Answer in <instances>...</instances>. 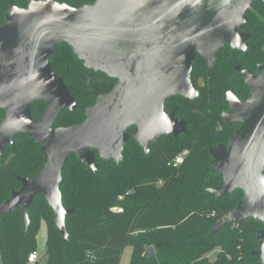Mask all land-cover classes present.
Returning <instances> with one entry per match:
<instances>
[{
    "label": "water",
    "instance_id": "1",
    "mask_svg": "<svg viewBox=\"0 0 264 264\" xmlns=\"http://www.w3.org/2000/svg\"><path fill=\"white\" fill-rule=\"evenodd\" d=\"M254 0H96L74 7L57 0H29L27 8L11 1L0 25V157L19 133L41 144L44 165L34 177L18 175V190L0 203V215L18 208L24 231L30 224L29 208L42 194L65 239L66 219L74 212L63 203L60 184L69 156L76 153L92 172L99 169L97 154L119 162L132 136L143 148L159 136L179 137L188 122L167 112L171 96L194 99L199 89L192 80L198 54L213 66L219 50L247 48L251 34L240 31ZM264 2V0H262ZM67 43L88 69L116 79L109 92L100 94L86 109V118L70 126H55L62 110L77 109L76 97L64 77L55 73L50 57L54 47ZM250 96L241 100L232 90L226 101L232 111L222 116L239 124L228 143L209 149L213 169L223 183L208 192L225 197L240 189L243 198L213 225L218 233L231 222L255 218L264 222V63L257 72L237 66ZM46 108L34 119L32 104ZM259 248L253 256L264 264V228L257 233ZM156 253L149 247L146 257Z\"/></svg>",
    "mask_w": 264,
    "mask_h": 264
},
{
    "label": "trees",
    "instance_id": "2",
    "mask_svg": "<svg viewBox=\"0 0 264 264\" xmlns=\"http://www.w3.org/2000/svg\"><path fill=\"white\" fill-rule=\"evenodd\" d=\"M12 0H0V25ZM27 8L29 0H13ZM74 7L96 0H57ZM244 30L251 33L246 52L222 49L215 64L207 68L202 57L193 63L192 78L205 80L197 85L194 98L171 96L166 100L168 112L175 110L188 122V132L179 137L159 136L144 153L131 137L119 162L97 154L99 169L92 172L76 153L69 156L60 184L63 203L74 212L66 219L69 237L65 239L54 221L52 208L42 194L35 196L29 208L30 224L24 231L20 208L0 215V260L2 264H28L29 254L37 251L36 243L42 221L48 228L45 254L47 264H121L124 250L132 247L129 264H254L259 260L253 251L259 248L257 233L264 222L247 218L231 222L211 235L215 222L233 209L243 198L238 189L225 197L207 191L223 183L213 169L210 147L228 143L239 125H228L222 113L228 108L225 89L232 85L245 100L250 90L235 65L255 67L264 62V2L254 0L247 10ZM55 73L64 77L77 100L75 111L64 109L55 126H70L86 118V109L97 97L109 92L116 79L85 67L67 43L54 47L50 57ZM255 69V68H254ZM46 108L44 101L32 104L34 119ZM5 111L0 109V120ZM41 144L24 133L15 136L0 157V203L21 187L17 176L34 177L44 165ZM189 149L183 163H171L182 150ZM161 182V183H160ZM121 209L120 211L116 209ZM156 253L144 254L149 247ZM217 251L215 259L210 254Z\"/></svg>",
    "mask_w": 264,
    "mask_h": 264
},
{
    "label": "rangeland",
    "instance_id": "3",
    "mask_svg": "<svg viewBox=\"0 0 264 264\" xmlns=\"http://www.w3.org/2000/svg\"><path fill=\"white\" fill-rule=\"evenodd\" d=\"M256 47H263L264 48V43L256 45ZM195 81H196L197 85H199V86L203 85V82L199 78H197ZM227 89H233L232 85H229L225 89V91ZM174 167H176V166H174ZM116 210L120 211L121 209H116ZM47 235H48L47 224L45 221H42L41 227L39 230V234H38V238H37V243H36V247H37V251H38V255H39V258L37 261L38 264H47L46 257H45V254L47 251V245H46ZM131 254H132V247L127 246L124 250L121 264H129L130 259H131ZM216 255H217V251H213L210 254V258L213 260V259H215Z\"/></svg>",
    "mask_w": 264,
    "mask_h": 264
},
{
    "label": "flooded vegetation",
    "instance_id": "4",
    "mask_svg": "<svg viewBox=\"0 0 264 264\" xmlns=\"http://www.w3.org/2000/svg\"><path fill=\"white\" fill-rule=\"evenodd\" d=\"M251 6H252V3H251V5H250V7H251ZM250 7H249V8H250ZM249 8H248V9H249ZM246 12H247V11H246ZM247 18H248V17H247ZM247 22H248V21H247ZM245 24H246V23H245ZM245 24L241 25L240 28H239V30L251 34V33L248 32L247 30H244L243 27H244ZM250 38H251V37H250ZM250 38H249V39H250ZM249 39L246 41V42H247V48H246L245 50H241V49H235V50H232V49H230V47H229L228 45H225L224 47H222V48L219 50L216 59L218 58L220 51H221L222 49H225V48H229V50L232 51V52H234V51L246 52V51L248 50V47H249V43H248ZM198 57H202V58L204 59L207 68H211V67H213V66H211V67H208V66H207L206 59H205L203 56H201L200 54H198L197 57H196V59H197ZM196 59H195V60H196ZM216 59H215V61H216ZM261 63H264V62H261ZM261 63H257V64L255 65V67L252 66V67H250V68H245V67H243V66L240 65V64H236V65H235V69H236V71H238V70H237V66L240 65V66H242L243 68H245V69H249V70H252L254 73H256V72H257V66H258L259 64H261ZM214 64H215V62H214ZM214 64H213V65H214ZM254 68H255V69H254ZM238 72L240 73V71H238ZM192 73H193V72H192ZM240 74H241V73H240ZM241 75H242V74H241ZM242 78H243V76H242ZM199 79L203 82V85H204V84H205V80H204L203 78H201V77H200ZM192 80H193V78H192ZM243 81H244V79H243ZM244 83H245V82H244ZM195 84H196V83H195ZM245 84H246V83H245ZM196 85H197V84H196ZM197 87H198V86H197ZM229 90H232V91L235 93V91H234L233 89H227V90L225 91V100H226V98H227V91H229ZM235 94H236V93H235ZM236 95H237V94H236ZM237 96H238V95H237ZM249 96H250V94H249ZM249 96H248V97H249ZM238 97H239V96H238ZM248 97H247V98H248ZM239 98H240V97H239ZM247 98H246V99H247ZM240 99H241V98H240ZM246 99H245V100H246ZM241 100H243V99H241ZM226 102H227V101H226ZM227 104H228V103H227ZM165 109H166V108H165ZM166 111H167V110H166ZM172 111H175V110H172ZM172 111H170V112H172ZM225 111H232V109H231V107H230L229 104H228V108H227ZM225 111H224V112H225ZM167 112H168V111H167ZM175 112H176V111H175ZM224 112H223V113H224ZM223 113H222V114H223ZM176 115H177V112H176ZM177 116H178V115H177ZM179 117H181V116H179ZM182 118H183V117H182ZM222 118H223V116H222ZM223 119H224V118H223ZM186 121H187V120H186ZM224 121H225V119H224ZM225 122H226V121H225ZM228 125H229V124H228ZM231 125H239V124H231ZM239 126H240V125H239ZM239 126H238V127H239Z\"/></svg>",
    "mask_w": 264,
    "mask_h": 264
},
{
    "label": "built area",
    "instance_id": "5",
    "mask_svg": "<svg viewBox=\"0 0 264 264\" xmlns=\"http://www.w3.org/2000/svg\"><path fill=\"white\" fill-rule=\"evenodd\" d=\"M188 153H189V149L182 150L179 154L176 155V157L171 163L174 166L181 165L184 159L186 158V156L188 155ZM38 258H39L38 251H34L30 253L28 257V264H37ZM0 264H2L1 260H0Z\"/></svg>",
    "mask_w": 264,
    "mask_h": 264
},
{
    "label": "crops",
    "instance_id": "6",
    "mask_svg": "<svg viewBox=\"0 0 264 264\" xmlns=\"http://www.w3.org/2000/svg\"><path fill=\"white\" fill-rule=\"evenodd\" d=\"M38 264V263H37Z\"/></svg>",
    "mask_w": 264,
    "mask_h": 264
}]
</instances>
